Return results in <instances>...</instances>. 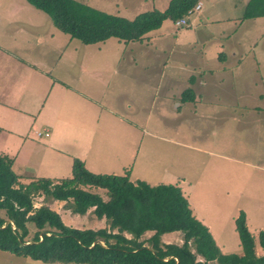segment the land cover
Segmentation results:
<instances>
[{
  "label": "rangeland",
  "instance_id": "obj_1",
  "mask_svg": "<svg viewBox=\"0 0 264 264\" xmlns=\"http://www.w3.org/2000/svg\"><path fill=\"white\" fill-rule=\"evenodd\" d=\"M75 1L133 20L144 12H163L170 0ZM215 1L217 7L212 0H202L201 11L191 13L182 27L164 21L141 42L108 39L82 45L25 0H0V42L9 36L4 43L9 54L0 49V101L10 105V57L15 63L16 55L38 61L47 77L35 76L37 85L25 92L19 106L33 131H40L38 121L52 119L55 107L60 119L71 114L79 127L83 123L92 127L91 149L74 151L85 157L87 171L105 175L130 171L131 182L178 187L193 217L208 228L224 255L242 254L234 221L243 212L258 255L259 233L264 231V18L242 20L248 0ZM202 11L208 19L200 18ZM10 44L16 48L13 53ZM57 79L69 84L65 98L57 85L48 96L50 81ZM186 89L193 91L194 102H181ZM1 125L0 152L10 154L3 148L10 140L6 120ZM33 131H27L22 141L46 147L48 139L35 138ZM78 133L80 138L86 135L84 130ZM59 145L54 143L53 152L72 150ZM45 163L36 170L14 164L12 170L22 183L70 177V167L52 173ZM84 190L106 199L100 189ZM41 203V197L34 199V207ZM45 205L67 227H107L91 210L72 214L66 203L53 199ZM27 229L30 239L35 228L28 223ZM151 235L146 232L141 239ZM160 240L180 245L182 236L174 232ZM0 264L44 263L0 251Z\"/></svg>",
  "mask_w": 264,
  "mask_h": 264
},
{
  "label": "trees",
  "instance_id": "obj_2",
  "mask_svg": "<svg viewBox=\"0 0 264 264\" xmlns=\"http://www.w3.org/2000/svg\"><path fill=\"white\" fill-rule=\"evenodd\" d=\"M45 14L53 26L82 45L141 42L166 20L173 24L193 13L200 0H170L163 12L137 15L133 20L97 11L75 0H25ZM264 18V0H248L242 20ZM182 27V26H181ZM224 55L220 54L221 60ZM181 102H194L186 89ZM14 159L0 155V251L44 264H264V231L259 233L261 255L255 252L245 214L234 221L241 255H224L208 228L193 217L189 201L172 185L149 186L123 175L93 174L73 159L69 178H32L22 183L13 170ZM104 191L106 199L84 188ZM42 203L34 207V199ZM53 199L66 203L72 214L91 210L107 227L79 230L67 227L60 216L45 205ZM35 228L29 239L27 224ZM146 232L149 238L141 239ZM178 232L182 243L165 244L161 237ZM128 235L129 237H126Z\"/></svg>",
  "mask_w": 264,
  "mask_h": 264
},
{
  "label": "crops",
  "instance_id": "obj_3",
  "mask_svg": "<svg viewBox=\"0 0 264 264\" xmlns=\"http://www.w3.org/2000/svg\"><path fill=\"white\" fill-rule=\"evenodd\" d=\"M214 1L215 0H212L214 6L217 7L215 5L217 2ZM223 1L225 0H221L220 2ZM245 1L246 0H242V3ZM199 3L200 8L196 12H200L203 7L202 0H200ZM200 15V18L202 19L209 18L208 14L205 11H202ZM220 22L226 21L221 20ZM11 35L12 34H10V37ZM5 39V42H7L9 36ZM5 42H0V49L9 54V46H5ZM14 49H16L14 45L10 44V51H12V53ZM231 56H235V54L231 52ZM12 57L19 61L15 63L10 57V105L6 102L0 101V128L2 127V121L6 120L8 124V136L10 137V140L8 142V139L4 142L3 148L10 149V154H7L6 151L8 150L5 149L1 151H5L6 153L0 152V155H6L8 157L13 158L15 165H19L23 169L27 170H31L34 168L35 170L39 169L43 165L44 160H46L45 168L49 169V172L52 173L56 170H59L60 168H71V163L73 159H78L82 161L84 163V166L86 167L87 161L85 160V157L81 156L82 154H76V152L74 151H77V153H79V151L80 153H83L85 149H91V141L93 136L92 133L89 132V130L92 131V127H90L87 123L82 124L84 127H79L77 123H75V121L73 120L71 114H67L65 119H60L59 109L58 107H55L54 113L52 114V119H45L46 121H38L39 127H41L40 131H33L32 126L30 125V127L29 124L25 122V119H23V116H26L27 113L23 112L22 110H19V106L23 102L25 92L31 90L37 85V78H35V76L40 74L41 76H44L43 78H46V72L39 68V65L41 64L38 61L31 59L29 56L16 55ZM224 58L225 57L223 56V58H221V61H223ZM2 66L3 65L0 64V71L2 70ZM16 66H19V69H17ZM56 81V83L53 80L50 81L51 88L48 92V96H50L54 86L57 85L59 88H61V91L59 92H63L62 94L65 98L67 96L69 84H66L65 82L60 81L58 79ZM29 130L33 131L31 135H34L37 139H40L43 136L48 139V143L46 144L47 146L43 147L32 144L36 143L39 145L38 142H30L26 140L22 141V138L26 136V132H29ZM81 130H84V132H86V135H83L82 138H80V134L78 133ZM38 133H40L41 135L38 136ZM71 140H73V142ZM8 143H10V148H8ZM17 143L19 144V148L15 149V145ZM54 143H56L57 146H60L59 144H61L62 147L65 145L71 146L70 148H72V150L70 151L63 147L62 149L58 148L57 151L53 152ZM11 144H13V150H11ZM0 147H2V144ZM61 156H63V161L60 160ZM34 163H36L37 165ZM258 255H261V253H258Z\"/></svg>",
  "mask_w": 264,
  "mask_h": 264
},
{
  "label": "built area",
  "instance_id": "obj_4",
  "mask_svg": "<svg viewBox=\"0 0 264 264\" xmlns=\"http://www.w3.org/2000/svg\"><path fill=\"white\" fill-rule=\"evenodd\" d=\"M199 8H200V3H197V5L193 8V11H197V10H199ZM174 25L176 26V27H180V26H183V25H185V21L182 19V20H179V21H176L175 23H174ZM41 134L40 133H38V136H40ZM46 135V134H45Z\"/></svg>",
  "mask_w": 264,
  "mask_h": 264
}]
</instances>
